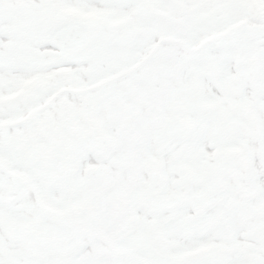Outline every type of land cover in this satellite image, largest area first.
<instances>
[{
    "label": "snow or ice",
    "instance_id": "obj_1",
    "mask_svg": "<svg viewBox=\"0 0 264 264\" xmlns=\"http://www.w3.org/2000/svg\"><path fill=\"white\" fill-rule=\"evenodd\" d=\"M0 264H264V0H0Z\"/></svg>",
    "mask_w": 264,
    "mask_h": 264
}]
</instances>
